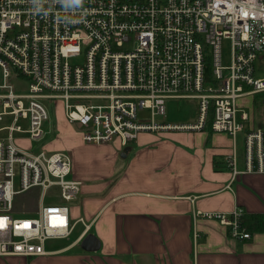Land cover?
<instances>
[{"label": "built area", "instance_id": "built-area-1", "mask_svg": "<svg viewBox=\"0 0 264 264\" xmlns=\"http://www.w3.org/2000/svg\"><path fill=\"white\" fill-rule=\"evenodd\" d=\"M33 3L37 11L29 0H0V121L12 117L0 127L8 130L0 135V256L44 254L47 240L73 229L68 203L82 183L71 177L70 154L34 153L14 138L43 135L44 98L65 99L66 116L86 142L126 146L142 131L208 124L234 139L245 132L247 169L264 172V129L243 109L247 98H264V0H83L69 19L55 0L44 11L40 0ZM80 57L82 63L69 61ZM18 78L28 81V91L16 92ZM170 98L197 99L198 121L157 120ZM53 186L62 202L45 204L43 194L36 212L25 214L19 196ZM240 214L213 216L235 237L250 239Z\"/></svg>", "mask_w": 264, "mask_h": 264}, {"label": "crops", "instance_id": "crops-1", "mask_svg": "<svg viewBox=\"0 0 264 264\" xmlns=\"http://www.w3.org/2000/svg\"><path fill=\"white\" fill-rule=\"evenodd\" d=\"M256 98L264 100L245 102ZM240 134L234 139L208 124L142 131L122 146L86 143L71 128L57 150L71 155V177L82 183L68 203L70 236L80 229L66 245L47 240L44 254L0 256V264H264V172L247 169ZM33 189L19 196L25 214L36 212L43 194L45 204L62 202L58 186ZM237 209L250 239L213 216Z\"/></svg>", "mask_w": 264, "mask_h": 264}, {"label": "rangeland", "instance_id": "rangeland-1", "mask_svg": "<svg viewBox=\"0 0 264 264\" xmlns=\"http://www.w3.org/2000/svg\"><path fill=\"white\" fill-rule=\"evenodd\" d=\"M223 57L224 64L228 65L230 62V41L225 39L223 42ZM83 58H70V62L82 63ZM15 84L17 85V89L15 87L16 92H26L28 91V81L23 78H18L15 80ZM251 99V98H247ZM264 101V100H262ZM260 101L258 98L254 99L253 103L246 104L243 108L249 114L254 116V120L256 125H260L264 128V103ZM43 104L46 106L48 110L49 118L44 122L43 125V135L31 141L30 134L27 133H15L14 138L19 146L22 148L33 151L34 153L39 150L46 149L48 151H55L62 144L63 137L67 134V131L71 130V128H76L79 131L81 130V126L78 123H72L68 120L65 112V99L64 98H44L42 100ZM2 107L0 106V111ZM200 106L197 99H167L166 100V114L163 116H158L157 120L164 122H179V123H195L199 118ZM12 121L11 116H5L3 121H0V127L4 125H10ZM65 129L64 132V128ZM157 131V130H153ZM215 132V131H213ZM8 133L7 129H2L0 135L6 136ZM119 141V140H118ZM243 141V134L239 135V142ZM92 144H103V143H93L86 142ZM71 156V155H70ZM99 160V159H98ZM37 189H33L29 191V193L35 194ZM30 205H35L34 203ZM81 224H79L75 230V232L68 238H59L48 240L50 245L60 247L68 244L77 234L80 229Z\"/></svg>", "mask_w": 264, "mask_h": 264}, {"label": "clouds", "instance_id": "clouds-1", "mask_svg": "<svg viewBox=\"0 0 264 264\" xmlns=\"http://www.w3.org/2000/svg\"><path fill=\"white\" fill-rule=\"evenodd\" d=\"M48 0H40V10L44 11V5ZM56 4L61 6L62 12L65 14L64 18L69 19L73 18L74 14L77 13L82 5L83 0H55ZM29 4L31 5L33 11H37L33 0H29Z\"/></svg>", "mask_w": 264, "mask_h": 264}, {"label": "trees", "instance_id": "trees-1", "mask_svg": "<svg viewBox=\"0 0 264 264\" xmlns=\"http://www.w3.org/2000/svg\"><path fill=\"white\" fill-rule=\"evenodd\" d=\"M243 222V221H242Z\"/></svg>", "mask_w": 264, "mask_h": 264}, {"label": "water", "instance_id": "water-1", "mask_svg": "<svg viewBox=\"0 0 264 264\" xmlns=\"http://www.w3.org/2000/svg\"><path fill=\"white\" fill-rule=\"evenodd\" d=\"M88 240V239H87Z\"/></svg>", "mask_w": 264, "mask_h": 264}]
</instances>
